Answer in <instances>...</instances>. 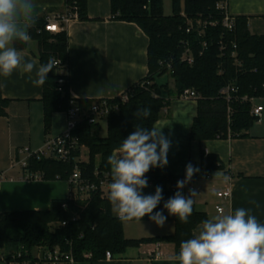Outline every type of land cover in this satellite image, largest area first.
Here are the masks:
<instances>
[{
    "label": "trees",
    "instance_id": "1",
    "mask_svg": "<svg viewBox=\"0 0 264 264\" xmlns=\"http://www.w3.org/2000/svg\"><path fill=\"white\" fill-rule=\"evenodd\" d=\"M113 19L136 24L149 38L148 69L145 80L129 90L130 99L120 104L117 113L107 120V135L102 137L101 126L81 123L74 136L80 145L88 149V162H62L54 158L29 161L28 170L40 173L45 181L67 182L78 166L82 178L99 185L104 175L110 174L107 163L122 139L132 133L135 125L151 128L160 120L162 111L169 106L162 95L158 77L169 75L174 82V95L194 91L200 98L198 114L190 132V141L204 142L245 138L258 123L252 115L254 105L264 99V34H252L247 17H236L233 31L223 26L224 14L217 5L224 0H172L173 13L164 15L163 0H110ZM88 0H66L65 12H76L79 20H88ZM47 17V16H46ZM46 17L34 20L29 28L30 40L39 47L41 64L52 58L58 62L48 74L44 84L43 106L46 133L50 132L55 113L70 108L69 80L67 76L69 51L66 32L51 34L45 30ZM28 42L14 41L19 51L27 49ZM189 50L193 64L183 61ZM66 80L60 87L59 80ZM233 88L229 96L223 91ZM60 89L62 91H60ZM83 108L93 101H77ZM9 102L2 97L0 85V117L6 116ZM151 108L147 118L135 117L139 108ZM80 151L74 154L79 157ZM214 156H207V170L219 169ZM98 174V175H97ZM97 175V176H96ZM148 187L146 195L162 188L163 200L153 210L162 211L165 222H173V235L151 239L128 240L124 237L125 222L114 216L108 198L101 190L91 195L88 201L54 200L51 208L44 211L9 212L0 216V256L8 261L12 256L23 254L22 259L30 264H44L33 257L34 249L43 251L59 248L71 254L77 263L86 261L85 254H92V262L101 260L107 252L112 256L122 255L129 248L142 244L171 243L177 254L182 241L193 238V231L207 214L193 206L187 223H181L164 209V203L177 191L176 184L182 180L167 170L150 168L145 174ZM192 178H195V174ZM111 181V179H110ZM141 221H151L145 216ZM66 223L65 226L62 224Z\"/></svg>",
    "mask_w": 264,
    "mask_h": 264
},
{
    "label": "crops",
    "instance_id": "2",
    "mask_svg": "<svg viewBox=\"0 0 264 264\" xmlns=\"http://www.w3.org/2000/svg\"><path fill=\"white\" fill-rule=\"evenodd\" d=\"M65 2L35 0L34 20L64 13ZM227 9L233 18L247 17L252 34H264V0H228ZM87 15L88 20H75L66 29L70 98L77 101L118 98L147 78L149 38L136 24L114 20L110 0H88ZM20 52L26 60L41 64L36 42L29 40L27 49ZM34 78L35 71L28 74L21 70L14 71L7 78L0 76L2 97L9 102L6 116L0 117V216L9 212L49 210L54 200H69L71 194L68 182L23 180L24 172L19 163L25 155H21V151L44 150L49 139L66 131V114L60 112L53 115L50 132L46 133L44 85L34 86ZM173 92L171 79V84L162 91L170 104L155 124L157 128L163 127V134L171 140L168 164L163 169H154L167 170L183 180L186 165L191 163L199 168V172L183 190L186 197L190 188L199 193L193 204L197 211L207 214L210 219L218 214L216 207H222L225 213L243 207L251 209V214L264 224V111L262 120L250 129L245 138L192 142L190 132L198 114V101L181 99ZM257 105L264 108L260 100ZM106 135L107 124H103L101 136ZM83 151L88 156V149ZM207 156L216 157L220 167L212 173L207 170ZM83 157L88 162L86 155ZM207 175L211 176L210 179ZM209 187L210 190L216 189V194L229 187L232 191L230 201L211 199ZM104 192V197L108 198V188ZM143 194L146 195L144 191ZM113 214L118 217L114 211ZM129 224L139 231L126 238L125 227L124 237L128 240L175 233L173 222H165L162 227L153 221ZM199 226L193 231V236L198 234ZM158 244L164 258L154 264H180L175 258L178 255L175 246L161 242L129 248L111 260L104 257L95 262L86 260L75 264H148L150 253L157 249ZM39 250L43 255L45 251Z\"/></svg>",
    "mask_w": 264,
    "mask_h": 264
},
{
    "label": "clouds",
    "instance_id": "3",
    "mask_svg": "<svg viewBox=\"0 0 264 264\" xmlns=\"http://www.w3.org/2000/svg\"><path fill=\"white\" fill-rule=\"evenodd\" d=\"M35 8V0H0V76L10 77L16 70L28 74L35 71L32 84L43 86L56 67L55 59L38 65L35 60H26L13 46L14 41L27 43L31 39L28 29L34 21ZM151 111L150 107L139 108L134 115L147 118ZM162 128L135 125L107 158L111 173L108 199L122 221H141L148 215L158 226L165 224L167 217L162 211L153 214L163 200L162 188L157 186L154 194H143L148 187L145 174L150 168L163 169L168 164L171 140ZM197 172L199 168L186 165L185 178L177 182V191L163 205L181 223L188 222L199 195L190 189L185 197L182 189ZM175 258L180 264H264V224L251 214V209L240 207L228 213L221 209L213 218L201 221L198 234L181 242Z\"/></svg>",
    "mask_w": 264,
    "mask_h": 264
},
{
    "label": "built area",
    "instance_id": "4",
    "mask_svg": "<svg viewBox=\"0 0 264 264\" xmlns=\"http://www.w3.org/2000/svg\"><path fill=\"white\" fill-rule=\"evenodd\" d=\"M228 0H224L217 5V9L222 11L224 14L223 26L229 30L233 31L235 28V20L228 14ZM79 20L78 14L76 12L72 14H60L55 13L48 15L46 17V25L45 30L51 34H59L62 32H66L67 26L75 21ZM183 61H185L188 65H192L194 60L189 50L183 56ZM58 62H56V66H58ZM66 83V80L63 78L59 80L60 87ZM60 91H62L60 89ZM233 88H228L223 91V95L229 96L230 92H234ZM184 100H199V96L194 92L187 90L183 94L179 96ZM129 91L124 93L115 99H99L93 101L91 107L83 109L81 108L76 100L71 98L70 108L65 112L66 114V131L55 138L49 139L45 143L44 150L33 151L31 149H24L21 151V155H25L22 161L19 163L24 174L23 180L25 181H39L43 180V175L40 173H32L28 170L29 161L32 158H36L37 160L41 159H51L54 158L58 161L62 162H70L75 161L78 163H86L82 155L83 149L85 147L80 145L78 138H76L73 134L77 130L78 126L86 122L88 125H99L107 123L108 117L117 113L120 109V104H125L129 101ZM118 101L120 104H118ZM264 108L259 105H254L252 110V115L260 122L262 120ZM80 151L79 157H74V154ZM98 175V174H97ZM96 175V176H97ZM210 175H207V179H210ZM111 175H104L102 180L99 181V185L96 183H90L89 181L82 178L81 172L78 166H75L74 171L70 179L67 181L71 194L69 200L71 201H88L91 198V195L96 192L98 189L103 193V197L105 196L104 190L107 189V185L110 183ZM2 179H0L1 182ZM194 190L193 188H190ZM183 195L186 197L184 190L182 189ZM217 198L223 201H230L232 197V191L228 187L222 192H218ZM223 209L222 207H216L217 212ZM224 210V209H223ZM63 226L66 223L62 224ZM157 244V243H156ZM23 254H18L17 256H12L11 260L8 261L5 256H0V261L4 264H30L28 260L22 259ZM92 254H85V260H91ZM113 258L110 252H107L105 255L106 260H111ZM164 258V254L160 249V245H157V249L150 253V259L148 264H154L155 261L161 260ZM39 262H43L44 264H75L76 261L71 254H66L62 252L59 248H54L53 250H48L37 258Z\"/></svg>",
    "mask_w": 264,
    "mask_h": 264
},
{
    "label": "rangeland",
    "instance_id": "5",
    "mask_svg": "<svg viewBox=\"0 0 264 264\" xmlns=\"http://www.w3.org/2000/svg\"><path fill=\"white\" fill-rule=\"evenodd\" d=\"M163 6H164V15L165 16H171L172 13H173V9H172V0H163ZM156 83H158L159 85L161 86H166L168 84H171V77H169V75H165L163 77H158L156 79ZM165 88L162 89V91L164 90ZM262 101V103H264V100L261 99L260 102ZM104 130L106 131V128L104 127ZM101 135V133H100ZM86 155V158H88L87 154H85V152L83 151L82 152V155ZM208 192H210V198L214 199L217 201V195H216V189L214 190H210V187H209V190ZM131 222H125L124 224V228L126 227V238H130L131 236H134L136 234H138L137 232L139 231L138 229H135V228H131V225L133 224H129ZM41 250L39 249H34L32 251V255L33 257H39L41 255ZM0 264H4L3 262L0 261Z\"/></svg>",
    "mask_w": 264,
    "mask_h": 264
}]
</instances>
